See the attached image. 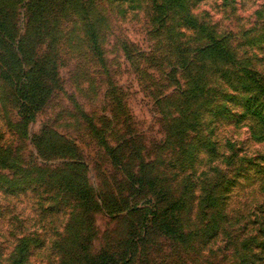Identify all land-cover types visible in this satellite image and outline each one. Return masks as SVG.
Masks as SVG:
<instances>
[{
	"label": "rangeland",
	"instance_id": "1",
	"mask_svg": "<svg viewBox=\"0 0 264 264\" xmlns=\"http://www.w3.org/2000/svg\"><path fill=\"white\" fill-rule=\"evenodd\" d=\"M0 18V264L20 240L24 264H63L86 225L90 252L118 251L158 192L182 239L151 229L136 262L264 264V0H0ZM30 74L50 94L21 125Z\"/></svg>",
	"mask_w": 264,
	"mask_h": 264
},
{
	"label": "trees",
	"instance_id": "2",
	"mask_svg": "<svg viewBox=\"0 0 264 264\" xmlns=\"http://www.w3.org/2000/svg\"><path fill=\"white\" fill-rule=\"evenodd\" d=\"M4 25L5 22L0 18V30ZM5 35L8 34H0V43L2 42V37ZM213 44L215 45L216 42ZM45 94L46 91L44 87L33 74L27 75L23 82H18L15 88V95L19 97L18 105L20 106V111L17 112V116L20 119L21 125H25L34 120V111L44 103V99H46L44 97H49L50 91L48 90L47 96H45ZM260 119L263 122L262 124H264V116H260ZM145 167H148V164H141L138 174L136 176L130 175V179L128 178L132 184H137V188L135 189L137 192H144L145 188L148 189V192L155 190L154 183L148 176V171L144 169ZM160 193L161 192L157 193L158 200H163L166 206L164 204L162 208H158V212L154 213L155 216H152L153 219L150 221L151 225L148 226V224H146V229H150V231H146L145 235L140 231L139 237L136 240L134 238V233H127L125 239L119 243L118 251L109 252L101 250L97 253H92L89 251L92 238L89 235L83 234V230L87 231L86 225L85 228H80L81 233L70 240L69 247H73V254H69L70 257L66 256V260L63 264H140V262L135 261L136 252L139 245L145 242L147 234L150 235L152 233L151 229L156 230L160 235H169L177 239H182L181 234H179L177 228L172 225L171 220L169 222L167 221L175 205L167 198H164V195ZM85 204L87 203L81 205ZM83 208L88 212L90 208L92 210L95 206L94 208ZM22 241L23 240H20L16 247V256L12 258L8 264H24L26 241Z\"/></svg>",
	"mask_w": 264,
	"mask_h": 264
}]
</instances>
